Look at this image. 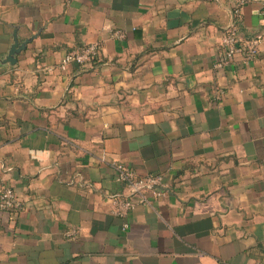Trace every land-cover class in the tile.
<instances>
[{
	"label": "crops",
	"instance_id": "0c3cea01",
	"mask_svg": "<svg viewBox=\"0 0 264 264\" xmlns=\"http://www.w3.org/2000/svg\"><path fill=\"white\" fill-rule=\"evenodd\" d=\"M237 4L0 0V189L24 203L0 210V264H264V40L213 67ZM237 22L264 33V0ZM14 35L30 41L3 63ZM114 163L165 194L114 215Z\"/></svg>",
	"mask_w": 264,
	"mask_h": 264
},
{
	"label": "built area",
	"instance_id": "2783aa9c",
	"mask_svg": "<svg viewBox=\"0 0 264 264\" xmlns=\"http://www.w3.org/2000/svg\"><path fill=\"white\" fill-rule=\"evenodd\" d=\"M249 0H238V4L232 12L230 22L224 27L221 37L222 51L214 62V69L220 70L233 64L235 56L242 54V63L248 64L258 57L260 46L264 40V33L254 34L246 39H241L238 34V18L241 14V8ZM114 36L123 37L122 32L115 31ZM100 44L88 43L79 49L69 50L61 58L58 67L65 70L69 65L76 64L87 66L98 58ZM113 168L116 173V180L126 186L128 194L124 197L114 198L112 201V213L120 218L126 219L129 213L135 208L134 197L138 198L141 204H149L148 194L155 197H161L165 194L163 176L160 174H146L138 176L134 170L122 164L114 163ZM24 208V203L11 187L0 189V210L13 214L19 213ZM129 224L124 220L121 229L126 230ZM76 230H69L67 236H75Z\"/></svg>",
	"mask_w": 264,
	"mask_h": 264
},
{
	"label": "water",
	"instance_id": "95a60500",
	"mask_svg": "<svg viewBox=\"0 0 264 264\" xmlns=\"http://www.w3.org/2000/svg\"><path fill=\"white\" fill-rule=\"evenodd\" d=\"M29 41L30 39L19 43L17 37L14 35L13 44L11 45L7 56L4 58L3 63L14 64L16 62V56L21 52V50L26 48Z\"/></svg>",
	"mask_w": 264,
	"mask_h": 264
}]
</instances>
